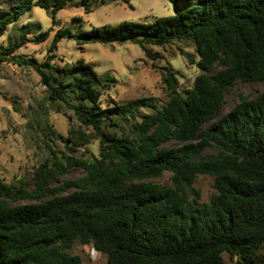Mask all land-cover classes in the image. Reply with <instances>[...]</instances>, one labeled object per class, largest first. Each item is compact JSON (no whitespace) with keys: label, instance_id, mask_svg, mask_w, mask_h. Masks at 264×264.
I'll return each mask as SVG.
<instances>
[{"label":"trees","instance_id":"trees-1","mask_svg":"<svg viewBox=\"0 0 264 264\" xmlns=\"http://www.w3.org/2000/svg\"><path fill=\"white\" fill-rule=\"evenodd\" d=\"M107 2L19 0L0 17V38L33 8L46 10L54 21L70 4L91 13ZM175 5L174 16L149 24L66 28L52 42L53 50L62 40L131 43L143 50L193 43L198 61L190 57V62L202 74L180 92L177 72L166 69L169 100L162 107L152 99L126 105L103 101L116 80L84 59L64 65L55 57L43 63L18 61L39 75L50 104L78 118L80 126L70 130L66 143L82 148L98 139L99 156H65L63 162L43 164L33 188L7 185L0 178V264H83L68 252L77 241L107 255L108 264H223V255L235 264H259L264 92L252 99L241 95L228 112L219 113L235 84L264 83V0H177ZM27 34L21 35L23 41ZM47 38L48 33H40L31 42ZM20 47L0 49V63ZM146 109L151 113L141 114ZM207 150L216 154L201 158ZM72 168L83 175L54 186ZM166 173L170 187L152 182ZM200 175L214 179L208 203L200 201L194 187Z\"/></svg>","mask_w":264,"mask_h":264},{"label":"rangeland","instance_id":"rangeland-1","mask_svg":"<svg viewBox=\"0 0 264 264\" xmlns=\"http://www.w3.org/2000/svg\"><path fill=\"white\" fill-rule=\"evenodd\" d=\"M80 1L77 0V3ZM98 1L90 0L93 4ZM18 2L0 0V17L10 13ZM175 2L108 0L107 4L93 8L91 13L86 12L85 6L70 4L54 21L46 10L33 8L15 26L8 28L0 38V49L6 51L14 44L21 47L8 56L7 61L0 63V178L5 184L33 188L35 174L43 164L63 162L65 156L83 160L99 156L98 139L94 138L82 148L66 143L70 130L80 126L78 118L65 107L50 104L39 75L31 66L18 64V61L43 63L55 57L56 64L64 65L84 59L99 74L109 73L116 80L103 101L113 100L126 105L140 99H152L162 107L169 100V91L163 80L166 69L171 67L177 72L180 92L192 88L195 79L202 74L197 65L190 62V57L198 61L193 43L175 41L165 47L148 46L143 50L131 43L78 45L74 41L62 40L53 50L52 42L55 34L66 28L74 32L90 31L93 27H116L123 22L149 24L153 18L174 16L177 12ZM25 32L28 34L23 41L21 35ZM40 33H48L47 40L41 44L31 42ZM221 69L217 67L216 70ZM263 92L264 83L244 85L238 82L228 92L219 116L228 112L239 96L252 99ZM148 113L151 111H141V114ZM215 154V151L207 150L201 158H211ZM82 175L81 169L72 168L54 186L76 180ZM152 182L170 187L171 174L166 173ZM194 187L200 192L202 203H208L215 194L211 176H198ZM27 203L24 201L22 204ZM68 252L78 256L83 264H108L107 255L98 252L91 244L83 245L77 241ZM258 261L264 264V245L258 254ZM235 263V259L223 255V264Z\"/></svg>","mask_w":264,"mask_h":264}]
</instances>
